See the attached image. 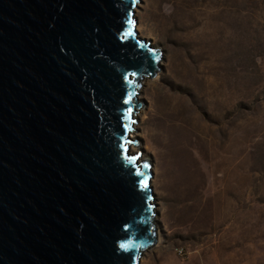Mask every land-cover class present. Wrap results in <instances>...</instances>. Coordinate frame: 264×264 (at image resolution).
<instances>
[{
  "label": "water",
  "instance_id": "obj_1",
  "mask_svg": "<svg viewBox=\"0 0 264 264\" xmlns=\"http://www.w3.org/2000/svg\"><path fill=\"white\" fill-rule=\"evenodd\" d=\"M138 0H0V264H140L152 172L130 152L160 53Z\"/></svg>",
  "mask_w": 264,
  "mask_h": 264
},
{
  "label": "rangeland",
  "instance_id": "obj_2",
  "mask_svg": "<svg viewBox=\"0 0 264 264\" xmlns=\"http://www.w3.org/2000/svg\"><path fill=\"white\" fill-rule=\"evenodd\" d=\"M163 9L188 44L154 21ZM134 18L160 53L130 134L157 206L140 264H264V0H138ZM171 120L200 146L170 155L156 135Z\"/></svg>",
  "mask_w": 264,
  "mask_h": 264
},
{
  "label": "bare ground",
  "instance_id": "obj_3",
  "mask_svg": "<svg viewBox=\"0 0 264 264\" xmlns=\"http://www.w3.org/2000/svg\"><path fill=\"white\" fill-rule=\"evenodd\" d=\"M166 2H170L171 0H165ZM157 15L154 18V21L157 24L162 25V27L167 31L170 32L172 35L176 37V34L180 31V29H185L188 30L187 25H183L180 23H176V15L174 12H167L165 9H163V12L160 13L161 17L159 16V12H156ZM167 16V17H166ZM202 24V23H201ZM201 26V25H200ZM137 30V28H136ZM138 31V30H137ZM199 33V32H198ZM180 40V38H178ZM176 37V40H178ZM189 40V39H188ZM179 43L182 44H188L189 41H178ZM195 43V42H194ZM202 44V43H201ZM158 70V69H157ZM157 70L155 72V76L157 73ZM154 78V77H153ZM180 126V125H179ZM178 128V124H175L172 120L168 126H165V129L159 132L158 135H156L159 140V142L168 149V153L172 156H181L182 150L180 149V146L182 145L183 142H185L187 139L190 141L188 142V145L193 146V147H198L200 146V141L196 140V134L192 135L189 134L188 138H185L183 135L176 134L175 131ZM195 132V131H193ZM192 138V139H191ZM187 154V153H185ZM195 164L197 165V162L195 161ZM150 165V164H149Z\"/></svg>",
  "mask_w": 264,
  "mask_h": 264
}]
</instances>
